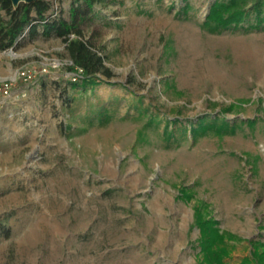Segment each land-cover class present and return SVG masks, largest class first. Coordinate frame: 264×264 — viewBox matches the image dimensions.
I'll return each mask as SVG.
<instances>
[{
    "label": "rangeland",
    "instance_id": "rangeland-1",
    "mask_svg": "<svg viewBox=\"0 0 264 264\" xmlns=\"http://www.w3.org/2000/svg\"><path fill=\"white\" fill-rule=\"evenodd\" d=\"M211 1L97 3L82 27L112 74L85 88L60 38L0 53V79L62 62L0 97V264H199L200 199L241 238L223 264L264 241V23L210 32ZM204 114L234 130L192 139Z\"/></svg>",
    "mask_w": 264,
    "mask_h": 264
},
{
    "label": "trees",
    "instance_id": "trees-1",
    "mask_svg": "<svg viewBox=\"0 0 264 264\" xmlns=\"http://www.w3.org/2000/svg\"><path fill=\"white\" fill-rule=\"evenodd\" d=\"M61 1V0H59ZM104 0H70L67 16L62 15L61 5L54 14L53 0H32L19 2L15 7L10 0H0V50L16 48L27 37L38 33L43 36L55 35L63 43L62 54L71 60L67 65L70 71L80 67L82 72L77 80L69 82L75 87L85 88L101 80L100 75L109 77L111 69L104 63L105 56L94 48V44L85 38L82 24L94 12V6ZM247 22L250 28L260 27L264 23V0H212L209 4L202 25L210 32H220L231 26ZM233 104L228 105V110ZM150 115V121L157 119ZM179 122L178 118L167 119V122ZM235 124H230L223 116L201 115L189 126L192 139L203 133L207 128L216 132H232ZM185 129V128H184ZM162 133L169 138L172 127L164 125ZM140 136V135H139ZM193 195L190 186H180L178 197L190 199ZM192 223L198 230L196 237L199 264H223L233 242L241 238L218 226V220L210 213L208 203L197 200L193 204ZM0 234L7 236L9 228L0 222ZM249 253L242 257L238 264H264V241L248 238Z\"/></svg>",
    "mask_w": 264,
    "mask_h": 264
},
{
    "label": "built area",
    "instance_id": "built-area-1",
    "mask_svg": "<svg viewBox=\"0 0 264 264\" xmlns=\"http://www.w3.org/2000/svg\"><path fill=\"white\" fill-rule=\"evenodd\" d=\"M61 1L53 0L52 9L53 13L56 14L59 11ZM62 62L58 59H52L48 63L42 64L38 69L32 67H21L18 68L13 75L0 79V97L7 96L11 92L13 83L17 79H21L26 82L33 81L35 79L36 72L46 73L48 67H58ZM71 63V60H67V65ZM82 72L80 67H75L74 71L69 72V78L71 80H77Z\"/></svg>",
    "mask_w": 264,
    "mask_h": 264
},
{
    "label": "crops",
    "instance_id": "crops-1",
    "mask_svg": "<svg viewBox=\"0 0 264 264\" xmlns=\"http://www.w3.org/2000/svg\"><path fill=\"white\" fill-rule=\"evenodd\" d=\"M69 7H70V0H61V9H62V15L63 16H67ZM55 38H59V37H57L55 35L43 36L40 33H38L37 35H35L34 37H32L30 39H28L27 37L25 39H28V40H34V39L47 40V39H55ZM4 51L5 50H0V53H2ZM0 78H1V76H0Z\"/></svg>",
    "mask_w": 264,
    "mask_h": 264
},
{
    "label": "bare ground",
    "instance_id": "bare-ground-1",
    "mask_svg": "<svg viewBox=\"0 0 264 264\" xmlns=\"http://www.w3.org/2000/svg\"><path fill=\"white\" fill-rule=\"evenodd\" d=\"M189 39V38H188ZM253 40V39H252ZM249 42V41H248ZM259 44H261V43H259ZM261 45H263V44H261ZM257 46V45H256ZM190 48H196V44L194 43V42H190ZM248 49H250V52H253V54H255V55H258L259 53L261 54V48L260 47H251V46H248L247 47ZM196 55V54H195ZM195 58V57H194ZM209 59V58H208ZM207 59V60H208ZM246 60V59H245ZM262 60V57L260 56V58H258V61H261ZM263 65V64H262ZM253 66V65H252ZM219 67V66H218ZM217 68V67H216ZM257 68V67H256ZM264 68V67H263ZM260 70V69H259ZM221 73V72H220ZM141 259V258H140ZM141 262V261H140ZM138 263V262H137ZM132 264H134V263H132Z\"/></svg>",
    "mask_w": 264,
    "mask_h": 264
},
{
    "label": "water",
    "instance_id": "water-1",
    "mask_svg": "<svg viewBox=\"0 0 264 264\" xmlns=\"http://www.w3.org/2000/svg\"><path fill=\"white\" fill-rule=\"evenodd\" d=\"M13 7H15L19 2H30L32 0H10Z\"/></svg>",
    "mask_w": 264,
    "mask_h": 264
}]
</instances>
